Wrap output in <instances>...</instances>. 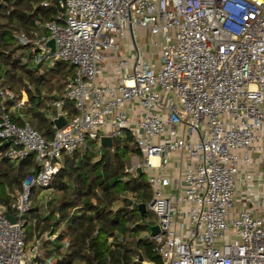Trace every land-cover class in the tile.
Here are the masks:
<instances>
[{"label":"built area","instance_id":"2783aa9c","mask_svg":"<svg viewBox=\"0 0 264 264\" xmlns=\"http://www.w3.org/2000/svg\"><path fill=\"white\" fill-rule=\"evenodd\" d=\"M58 5V21L41 26L48 35L15 36L19 46H31L35 67L60 61L75 70L63 98L49 105L53 138L26 121V96L18 101L0 86V157L17 165L34 158L36 165L13 197L14 214L0 205V264L62 260L43 249L47 235L36 232L28 241L33 193L46 211L63 155L90 143L100 149L103 138H130L138 151L126 173L138 179L141 169L146 176L152 194L146 210L160 229L150 239L162 264H264V196L252 200L251 173L256 162L264 171V0ZM138 29L149 34L145 44ZM104 64L113 66L114 82L101 80ZM8 102L14 106L7 111ZM59 118L66 121L60 130Z\"/></svg>","mask_w":264,"mask_h":264},{"label":"trees","instance_id":"16d2710c","mask_svg":"<svg viewBox=\"0 0 264 264\" xmlns=\"http://www.w3.org/2000/svg\"><path fill=\"white\" fill-rule=\"evenodd\" d=\"M59 1L0 0V86L18 101L27 97L25 119L47 140L55 133L46 116L55 113L49 105L63 98L75 70L60 61L52 68L35 67L31 46H19L15 36L25 33L34 39L36 33L48 35L41 26L58 21L62 14ZM13 106L8 102L7 111ZM65 109L74 115L70 105ZM12 117L23 124L15 114ZM137 155L130 138L115 140L112 148L98 149L90 143L86 150L64 154L63 166L50 186L55 198L47 203L46 211L39 204V193H33L26 218L28 241L36 232L47 235L43 249L48 256L61 257L58 264H162L150 239L156 218L140 210L152 199L146 176L132 179L126 173ZM35 167L34 158L17 165L0 157V205L8 214H14L13 197ZM56 234L55 241L48 238ZM65 243L69 248L63 251Z\"/></svg>","mask_w":264,"mask_h":264},{"label":"crops","instance_id":"0c3cea01","mask_svg":"<svg viewBox=\"0 0 264 264\" xmlns=\"http://www.w3.org/2000/svg\"><path fill=\"white\" fill-rule=\"evenodd\" d=\"M139 32L141 34H143L144 35L143 37H145V38H146V36L149 35L145 30H142V29H138L137 33H139ZM129 44H130V40H127L125 42V49L126 50H127L128 46H129ZM102 69H103V74H102L101 80L102 81L114 82L115 79H114V76L112 74L113 66H111V65L108 66V65L104 64L102 66ZM105 71L107 72L108 77H105V74H104ZM262 136H263V140H262L261 143L264 146V132H263ZM173 164H174V166H177V161L175 159L173 161ZM251 173H252V176L254 177V184L252 185V187H253L252 200H254L255 204H256L258 199L260 197L264 196V171L261 169V167L256 162L254 164L253 169L251 170ZM244 175H245V172H242V174H241V182H240V185H239V192H238V195H237V199L238 200H241V198H242V193H243V189H244V182H243ZM52 195L55 198L54 193H52ZM55 236L58 237L59 234H56ZM142 264H143V261H142ZM146 264H149V263H146Z\"/></svg>","mask_w":264,"mask_h":264},{"label":"water","instance_id":"95a60500","mask_svg":"<svg viewBox=\"0 0 264 264\" xmlns=\"http://www.w3.org/2000/svg\"><path fill=\"white\" fill-rule=\"evenodd\" d=\"M47 47L51 48L52 51H55L56 49V46H55V41L54 40H50L48 43H47ZM54 125L56 126V128L58 130L62 129L65 125H66V121L64 118H59L57 119L55 122H54ZM102 147L103 148H112L113 147V140L111 138H103L102 139ZM137 173L142 176V170L139 169L137 171ZM140 210L145 213L146 212V206L145 205H141L140 206ZM7 218L12 222V223H16V218L10 216V215H7ZM153 235L152 236H155L159 233L160 229L158 226H156L153 230ZM142 261V259H141Z\"/></svg>","mask_w":264,"mask_h":264},{"label":"rangeland","instance_id":"374dc122","mask_svg":"<svg viewBox=\"0 0 264 264\" xmlns=\"http://www.w3.org/2000/svg\"><path fill=\"white\" fill-rule=\"evenodd\" d=\"M144 35L143 34H141L140 32L138 33V39H139V42L140 43H142V44H145L147 41H148V39H147V36H146V38L145 37H143ZM148 38H149V36H148ZM156 51V50H155ZM154 51V52H155ZM136 51H134V53H135ZM22 53V50H20L19 51V54H21ZM129 58H130V56H129ZM149 58H151V57H146V61H149ZM158 59V56H157V54H155V56H154V58H153V60H157ZM151 60H152V58H151ZM105 77H108V75H107V72L105 71ZM136 157L137 156H133L132 157V159H135L136 160ZM130 167V166H129ZM157 226V225H156ZM156 226H154L153 228H152V230L156 227ZM151 234L153 235V231H151ZM231 240V239H230Z\"/></svg>","mask_w":264,"mask_h":264}]
</instances>
